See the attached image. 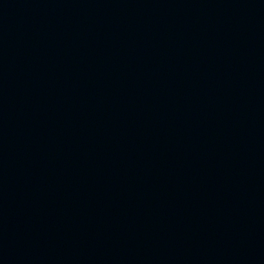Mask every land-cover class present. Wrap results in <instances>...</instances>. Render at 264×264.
I'll list each match as a JSON object with an SVG mask.
<instances>
[{"label":"water","instance_id":"95a60500","mask_svg":"<svg viewBox=\"0 0 264 264\" xmlns=\"http://www.w3.org/2000/svg\"><path fill=\"white\" fill-rule=\"evenodd\" d=\"M0 220L29 264H264V0H0Z\"/></svg>","mask_w":264,"mask_h":264}]
</instances>
